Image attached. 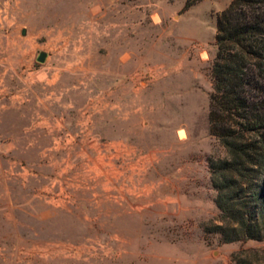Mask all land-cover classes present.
I'll return each instance as SVG.
<instances>
[{
  "label": "rangeland",
  "instance_id": "1",
  "mask_svg": "<svg viewBox=\"0 0 264 264\" xmlns=\"http://www.w3.org/2000/svg\"><path fill=\"white\" fill-rule=\"evenodd\" d=\"M230 2L0 0V264H236L264 250L205 230L220 214L208 110Z\"/></svg>",
  "mask_w": 264,
  "mask_h": 264
},
{
  "label": "trees",
  "instance_id": "2",
  "mask_svg": "<svg viewBox=\"0 0 264 264\" xmlns=\"http://www.w3.org/2000/svg\"><path fill=\"white\" fill-rule=\"evenodd\" d=\"M190 4L186 3L185 7ZM208 130L225 156L209 160L220 211L205 230L223 243L264 238V0H231L216 17ZM264 264V250L234 255Z\"/></svg>",
  "mask_w": 264,
  "mask_h": 264
},
{
  "label": "water",
  "instance_id": "3",
  "mask_svg": "<svg viewBox=\"0 0 264 264\" xmlns=\"http://www.w3.org/2000/svg\"><path fill=\"white\" fill-rule=\"evenodd\" d=\"M45 57H46V54L45 53H40L39 56H38V58H37V60L39 62H43L44 59H45Z\"/></svg>",
  "mask_w": 264,
  "mask_h": 264
}]
</instances>
